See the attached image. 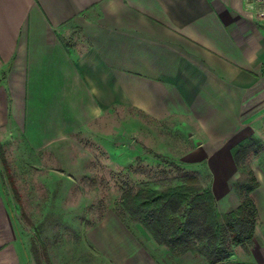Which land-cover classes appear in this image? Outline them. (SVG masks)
Instances as JSON below:
<instances>
[{
	"label": "crops",
	"instance_id": "1",
	"mask_svg": "<svg viewBox=\"0 0 264 264\" xmlns=\"http://www.w3.org/2000/svg\"><path fill=\"white\" fill-rule=\"evenodd\" d=\"M257 8L250 0H0V139L46 151L119 106L178 118L207 141L216 210L233 211L231 150L250 135L264 139ZM246 125L254 129L240 136ZM261 178L251 193L253 238L220 264H264ZM1 190L0 264H31ZM89 240L114 264H165L164 247L137 240L113 216Z\"/></svg>",
	"mask_w": 264,
	"mask_h": 264
},
{
	"label": "rangeland",
	"instance_id": "2",
	"mask_svg": "<svg viewBox=\"0 0 264 264\" xmlns=\"http://www.w3.org/2000/svg\"><path fill=\"white\" fill-rule=\"evenodd\" d=\"M253 129L242 126L240 136ZM195 130L178 118L153 120L141 111L119 106L103 114L89 131L46 151L33 152L9 135L0 139L9 169L7 175L0 159L1 192L31 264H35L32 247L41 264H46L44 251L51 264H114L89 240L108 216L120 221L137 240L164 247L159 249L165 264H208L202 253L194 251L198 247L173 252L159 244L120 204L127 192L174 187L186 175L197 178L211 192L215 182L209 168L212 159L205 156L207 141ZM251 137L260 148L249 150L238 164L233 160L231 196L239 204L238 181L248 172L264 180V139L250 135L233 148Z\"/></svg>",
	"mask_w": 264,
	"mask_h": 264
},
{
	"label": "trees",
	"instance_id": "3",
	"mask_svg": "<svg viewBox=\"0 0 264 264\" xmlns=\"http://www.w3.org/2000/svg\"><path fill=\"white\" fill-rule=\"evenodd\" d=\"M260 144L251 137L232 150L238 164L249 150H257ZM0 159L4 170L9 169L0 145ZM9 182L16 190L12 179ZM258 182L251 172L237 182L241 202L235 210L219 215L212 193L204 190L192 175L184 176V182L174 187L159 190L139 189L127 192L121 206L135 220L142 222L154 239L173 252L189 250L202 253L208 264H219L229 256L231 247L245 246L253 238L257 217L251 193ZM31 253L35 264H41L34 247ZM46 264H51L44 251Z\"/></svg>",
	"mask_w": 264,
	"mask_h": 264
},
{
	"label": "built area",
	"instance_id": "4",
	"mask_svg": "<svg viewBox=\"0 0 264 264\" xmlns=\"http://www.w3.org/2000/svg\"><path fill=\"white\" fill-rule=\"evenodd\" d=\"M252 3L257 5V16L264 20V0H250Z\"/></svg>",
	"mask_w": 264,
	"mask_h": 264
}]
</instances>
